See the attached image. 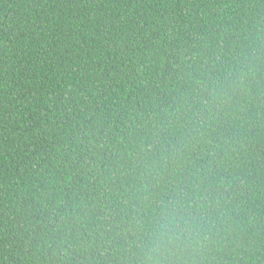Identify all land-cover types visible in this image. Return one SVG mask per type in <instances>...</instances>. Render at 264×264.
Returning <instances> with one entry per match:
<instances>
[{
  "label": "trees",
  "instance_id": "trees-1",
  "mask_svg": "<svg viewBox=\"0 0 264 264\" xmlns=\"http://www.w3.org/2000/svg\"><path fill=\"white\" fill-rule=\"evenodd\" d=\"M0 264H264V0H0Z\"/></svg>",
  "mask_w": 264,
  "mask_h": 264
}]
</instances>
